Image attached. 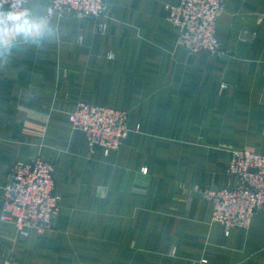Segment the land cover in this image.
<instances>
[{
	"label": "crops",
	"instance_id": "obj_1",
	"mask_svg": "<svg viewBox=\"0 0 264 264\" xmlns=\"http://www.w3.org/2000/svg\"><path fill=\"white\" fill-rule=\"evenodd\" d=\"M105 1L95 20L29 0L38 33L0 25V188L39 157L61 199L42 235L0 220V264H264V210L227 236L199 193L228 185L229 150L264 151V0H224L218 56L178 44L179 0ZM82 103L129 114L118 150L90 151L69 120Z\"/></svg>",
	"mask_w": 264,
	"mask_h": 264
},
{
	"label": "built area",
	"instance_id": "obj_2",
	"mask_svg": "<svg viewBox=\"0 0 264 264\" xmlns=\"http://www.w3.org/2000/svg\"><path fill=\"white\" fill-rule=\"evenodd\" d=\"M28 2L0 0V10H24L28 17ZM223 5L224 0H179L166 6L167 21L178 31V44L189 54L224 53L216 36ZM107 6L105 0H49V13L98 20ZM106 28L105 23L99 24L100 32L104 33ZM69 120L75 130L86 135L92 153L103 150L109 155L118 150L131 131L126 111L105 106L82 103L70 113ZM229 152L225 171L230 180L228 185L199 190L213 204L212 220L224 227L227 236L235 228H247L254 216L264 210V151L232 149ZM0 190L3 194L0 220L14 224L20 234L28 235L29 230H34L42 235L54 227L61 199L55 192L53 163L39 157L17 162Z\"/></svg>",
	"mask_w": 264,
	"mask_h": 264
},
{
	"label": "clouds",
	"instance_id": "obj_3",
	"mask_svg": "<svg viewBox=\"0 0 264 264\" xmlns=\"http://www.w3.org/2000/svg\"><path fill=\"white\" fill-rule=\"evenodd\" d=\"M27 13L24 10L18 11H2L0 10V25L6 24L8 21L14 23L15 32H24L25 34L29 33H38L40 25L35 22L29 23L27 19H24Z\"/></svg>",
	"mask_w": 264,
	"mask_h": 264
},
{
	"label": "rangeland",
	"instance_id": "obj_4",
	"mask_svg": "<svg viewBox=\"0 0 264 264\" xmlns=\"http://www.w3.org/2000/svg\"><path fill=\"white\" fill-rule=\"evenodd\" d=\"M227 130L225 131V135H226V137L229 139V141L230 142H234V141H236V140H242L243 139V136L245 135L244 133H242V134H238V133H235V131H234V126L233 125H230V126H227ZM216 130L217 129V126H211L210 127V133H211V135L213 134V133H217V132H214L213 130ZM210 143H211V146H216L217 148H219V145H222L221 143H223V142H219V141H210ZM235 150H241V149H235ZM9 177V176H8ZM55 227V226H54Z\"/></svg>",
	"mask_w": 264,
	"mask_h": 264
}]
</instances>
